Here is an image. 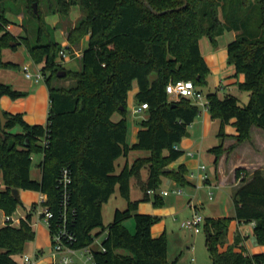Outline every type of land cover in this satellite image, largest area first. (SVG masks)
Masks as SVG:
<instances>
[{
    "label": "trees",
    "instance_id": "trees-1",
    "mask_svg": "<svg viewBox=\"0 0 264 264\" xmlns=\"http://www.w3.org/2000/svg\"><path fill=\"white\" fill-rule=\"evenodd\" d=\"M4 1L0 0V68L18 69L1 57L3 49H16L10 47L14 37L6 29ZM57 4L61 14H66L68 6H79L83 15L66 39L75 44L87 36V43L79 70L64 72L63 78L72 81L66 87L51 82L52 76L59 78L55 59L61 49L50 38L41 42L42 23L38 21L37 43L26 38L19 43L29 59L42 66L41 71L50 72L43 76L49 106L44 125H29L21 114L2 111L6 123L0 129V210L7 216L15 212L20 201L13 198L11 189L34 191L46 197L43 206L52 212L51 223H55L62 195L61 170L67 168V210L72 213L68 226L75 237L74 247L90 246L104 234L102 251L93 252L96 264H175L176 259L166 261L164 234L151 235L159 219L138 213L137 202L129 200V179L145 166V193L158 189L163 176L186 185L183 166L163 169L182 155L175 147L200 109L189 99H170L165 86L190 81L201 93L209 73L199 51L202 37L214 43L226 31L237 33L226 45L227 62L234 76H243L236 86L247 92L246 104L240 105L229 93L205 95L210 118L219 120V136H224L223 127L230 121L235 129V144L227 150L249 141L252 127L264 130V0H57ZM133 84L136 102L146 104L147 109L146 117L138 122L135 142L128 144L126 101ZM2 96L16 100L26 93L0 83ZM14 127L19 132H10ZM131 151H145L148 156L130 165L127 161L119 164ZM209 151L216 164L225 150L219 144ZM32 154L42 156L39 181L29 174ZM242 173V169L234 172L239 182L232 193L234 216L204 218L202 231L211 264H264V252L247 253L239 233L224 247L231 220L252 222L253 243L264 246V169ZM115 192L126 206L115 209L104 226L101 208ZM153 204L160 205L157 195ZM34 208L32 204L18 226L0 227V264H22L14 256L34 238L30 223ZM130 219L133 232L126 226Z\"/></svg>",
    "mask_w": 264,
    "mask_h": 264
},
{
    "label": "rangeland",
    "instance_id": "rangeland-1",
    "mask_svg": "<svg viewBox=\"0 0 264 264\" xmlns=\"http://www.w3.org/2000/svg\"><path fill=\"white\" fill-rule=\"evenodd\" d=\"M65 3H68L69 0H63ZM35 6V13L32 9V5ZM4 10L2 11L3 16L9 22L6 26V29L13 35L14 41L12 43H16L14 45L19 53L24 57V59L28 60L29 57L25 50L23 44H20L23 41V38H26L27 41L31 44L37 43L38 37V29L39 22L43 24V32L40 35L41 42L45 43L48 38L54 40L57 44H59V49L68 47L65 50V58L62 59L60 55H57L55 59V65L57 72L59 71H78L80 68L79 58L81 56L82 50L86 46L87 36L78 41L75 44H69L67 42V33L75 25L78 20L83 15L82 10L78 5H71L67 7L66 14H61L59 12V6L57 4V0H37L29 2L28 0H5L2 3ZM38 16V20H37ZM39 21V22H38ZM237 33L234 32H224L222 35L216 37L214 39V43H211L210 40L206 37H202L200 39V49L203 54L202 58L205 61L209 73L207 75L206 81L207 85L205 87H201L200 91L203 96L207 93H217L219 95H224L226 93L232 94L238 98L239 104H246L248 99V94L246 91H239L236 83L231 85H226L233 81L239 82L243 80V76L241 74L234 75L233 66L228 64L227 62V53H226V45L235 37L234 35ZM66 43V45H65ZM210 49L211 53H206L205 49ZM6 50L3 52L2 61L5 62L12 55L11 48H5ZM30 60V59H29ZM28 63V61H27ZM38 67L42 69L41 65H35L30 60V71L32 72L33 68ZM3 70H12V69H4ZM16 71V69H13ZM18 72V71H17ZM44 78L50 75L49 71H41ZM19 76L17 79H13V82L16 84H21V79L25 80L22 69L18 72ZM12 80V79H11ZM25 81L29 82L31 87L26 91L23 87H12L15 90L22 91L26 93V96L19 98L24 99V103L27 106L32 108V111L36 113V122H42L41 124H45L47 114H48V97H47V88L44 84V79L39 80L37 83H34L33 80L26 79ZM51 82L55 86L66 87L72 84V81L64 78H55L52 76ZM5 84V83H4ZM10 84V83H8ZM7 85V84H6ZM136 86L133 84L132 89L127 93V101H126V125H127V135L126 141L127 143H131V138L133 135V128L138 127V122L141 120L140 114H133L132 109L138 105L134 98V90ZM32 94V96H30ZM30 96V98H28ZM28 98V100H26ZM170 98V97H169ZM172 99V98H170ZM11 100V99H10ZM18 100V99H16ZM12 100V101H16ZM146 116V112L142 113ZM23 116V114L21 113ZM144 117V116H143ZM142 117V119H143ZM40 124V123H37ZM259 129V128H257ZM225 132L230 130H234V127L231 124V121L224 126ZM12 133L19 132L18 127H14L10 130ZM255 135V134H254ZM220 136H218V141L216 145L220 144ZM147 155L145 151H131L129 153V158L138 159L141 156ZM40 156L39 154H32V157ZM33 164H31V168L33 169ZM242 169V168H241ZM243 173L246 174L245 169H242ZM2 186L0 180V187ZM212 199L208 201V190H204L201 193V198L204 201L203 210L199 212V215L204 218V216H208L212 214L211 209H216V212H220L223 216L228 213L225 211V205L217 202V190H211ZM208 198V199H207ZM38 193L34 191L23 190L20 194L19 204H17L15 212L11 214L14 218H19L23 213H27L30 209L32 202L38 201ZM34 203V205L36 204ZM210 205L207 207L206 204ZM126 206V202L115 192L108 201L102 205L101 208V217L102 223L104 226H107L112 219V215L115 209H124ZM35 209V208H34ZM209 209V210H208ZM38 208L31 212L30 215V223L32 224L37 222L38 227L34 226V238L30 241H26L23 245V249L20 254L14 256V259L17 262L21 263L22 255H26L28 257H32L35 251L41 252L42 255L39 257L41 262L37 264H43V262L47 261L44 259L49 253V236L48 231L45 227V224L42 218H39L37 214ZM189 211L176 215L175 217L165 218V231L162 233L165 236L166 240V261L172 262L176 259L175 264H211L208 252L206 250L204 244V232L201 230L198 234H194L189 230L183 229L180 227V224L188 219L191 215H189ZM3 211L0 210V226L3 224ZM127 228L133 232V221L130 219L126 223ZM236 226V225H235ZM239 230L242 231L244 235H247L249 240L247 241L248 248L247 253H259L264 252L261 249H264V246L257 245L253 243L251 237V227L249 224H239ZM161 235V234H160ZM104 238V234L99 236L92 243L91 248L94 251H98L100 249V244L102 239ZM252 248H255L252 249ZM43 260V261H42Z\"/></svg>",
    "mask_w": 264,
    "mask_h": 264
},
{
    "label": "crops",
    "instance_id": "crops-1",
    "mask_svg": "<svg viewBox=\"0 0 264 264\" xmlns=\"http://www.w3.org/2000/svg\"><path fill=\"white\" fill-rule=\"evenodd\" d=\"M235 36L236 34L234 35V37ZM198 45L200 54L201 56H203L200 49V40L198 42ZM5 50L6 49H3L1 52L2 58L3 52ZM205 51L206 53H211L210 49L206 48ZM11 52L12 55H10L9 58L5 60V62H10L17 65L18 69H16V71L13 69H0V83H5L11 87L21 86L23 87V89H25L24 91H26V89L28 90L29 87H31V85L29 84V82L25 81V78V80L21 79V84L20 81L18 84H16V82H13V79L18 80V72L20 71V69H22L23 66H30V60L24 59V57L19 53L17 48L15 50H11ZM234 83L237 82L233 81L226 85L229 86ZM135 93L136 88L134 90V95ZM30 96H32V94H30ZM30 96H28V98H30ZM217 96L221 97L222 95L217 94ZM28 98L26 100H28ZM23 100L24 99H18L16 101H12L7 96H2L0 98V109L1 111H5L10 114L22 113L23 116H21L23 121L29 125H43L41 124L42 122H36L37 112H33L32 108L27 106ZM137 106L139 105H136V107ZM143 112L144 111L140 113L141 119L143 116V119L146 117L142 114ZM219 129V120L211 119L207 110L204 109H200L198 116L186 128V133L183 139L177 145V149L182 152V155L175 161L171 162L166 168L167 170H177L179 166H183L186 169V174L184 177L187 183L185 186H180L173 180L163 176L161 177V183L159 188L153 191L152 194H147L143 190L147 180V167H142L136 173V175L130 177L129 200L132 202H137L136 211L140 214H148L159 219L158 222L155 223L150 229L152 237H158L165 231V218L175 217L176 215L187 211H189V215H192L194 212H197L199 214V212L203 210L204 207V201L200 197L201 193H203L204 190L209 191L208 197L211 193V199V190H217L219 193L217 195L216 201L220 204H224L225 211H228V213L223 216L222 214H220V212H216V209L212 210V208V214L204 216V218H232L234 216V210L232 206V193L239 184L238 180L235 179V170L241 168L245 169L246 173L249 175L256 169H264V130L257 129L256 127H252L250 129L249 141L235 145L234 148L229 151L227 150V148L235 144V129L233 131L230 130L228 132H225L223 127L224 136L219 138L220 144L222 145V148L225 151L218 158L216 164H214V155L209 150L217 146L216 144L218 141ZM137 131L138 127L133 128L131 143L128 144H132L135 142ZM188 153H191V155H188ZM147 156L148 153L145 156H141V158H145ZM31 159L34 167L33 169H30V177L33 180L39 181L41 177V169L39 167V164L42 159V156H36V158L31 156ZM135 159L129 158L128 154L126 159H121L118 162L119 164H122L124 161H127L130 165ZM199 165L205 166L204 174H206L207 176V179L205 181H201L200 179L202 173L198 170ZM0 189H3V186H1ZM176 190L180 191V193L176 194L174 192ZM21 192L22 191L19 190V198ZM163 192H166L167 194L163 195ZM39 195L40 193H38V197ZM156 195L158 196V201L160 204L159 206H155L153 204V197ZM144 198L146 200H143ZM208 201H210V199H208ZM34 203L36 202H32V204ZM206 206L210 207L208 203L206 204ZM25 216V213H22L20 215V217ZM239 224L242 223H238L236 220H231L228 227V233L224 247L230 245L233 242L234 235L236 233H239L241 238L243 239V247L247 251V249H249L247 245V241L249 240V238L247 235H244L241 230H239ZM249 225L252 230V224L249 223ZM1 226H3V224ZM34 226L38 227V224L35 222ZM34 226H32V228H34ZM252 249L255 250V248ZM261 251H264V249H261ZM249 254H253V252ZM39 262H41V259L39 260ZM43 264H47V261L43 262Z\"/></svg>",
    "mask_w": 264,
    "mask_h": 264
},
{
    "label": "built area",
    "instance_id": "built-area-1",
    "mask_svg": "<svg viewBox=\"0 0 264 264\" xmlns=\"http://www.w3.org/2000/svg\"><path fill=\"white\" fill-rule=\"evenodd\" d=\"M67 48V46L62 48L58 53L62 59L66 57L65 50ZM32 70L33 71L31 72L30 66L22 67L25 79H32L34 83L43 79L40 68L35 67ZM165 93L168 97L172 98V100H177L179 98L189 99L191 103L199 107V109H207L208 102L205 96L197 91L190 81L179 80L169 82L165 86ZM145 109H147L146 104H140L132 109V113L134 115L140 114ZM188 155H191V153H188ZM198 170L202 173L200 176L201 181H205L207 179L206 174H204L205 166L199 165ZM59 182L62 185V195L55 223H51L53 217L52 212L47 206H43V203L46 201L44 195L40 194L39 199L35 204V209L38 208L37 214L39 218H42L49 235V253L45 257V259H47V264H96L93 258L94 250L91 248L92 244L82 248L74 247L75 237L68 226L72 213L67 210V200L69 197L67 185L70 182L69 171L67 168H62ZM174 192L176 194L180 193V191L177 190ZM146 193L152 194L153 191L148 190ZM166 194V192H163V195ZM209 199H211V193L209 194ZM24 219L25 217L14 218L12 216L4 215L2 220L3 225L8 224L10 226H18L20 221ZM203 221L204 219L197 212H194L188 219L180 224V227L189 230L194 234H198L202 230ZM250 224H252L253 227V223L251 222ZM34 225L35 223L32 224V226ZM99 250L102 251L101 247ZM20 257L22 264H36L40 260L39 257H41V253L36 251L32 257L26 255Z\"/></svg>",
    "mask_w": 264,
    "mask_h": 264
},
{
    "label": "water",
    "instance_id": "water-1",
    "mask_svg": "<svg viewBox=\"0 0 264 264\" xmlns=\"http://www.w3.org/2000/svg\"><path fill=\"white\" fill-rule=\"evenodd\" d=\"M146 6H147V4H145ZM184 6V5H183ZM32 9H33V11H34V13H35V6H34V4L32 5ZM154 14H157L156 12H153ZM14 45H16V43H10V47H12V46H14ZM64 75H65V73L63 72V71H59V72H57L56 73V76L57 77H59V78H63L64 77ZM5 123H6V119L4 118V116H3V113H2V111H1V109H0V129L1 130H3L4 129V125H5ZM187 135V134H186ZM165 171H167V169L165 168V169H163V172H165ZM10 193H11V195L13 196V198L15 199V200H18L19 199V190L18 189H11L10 190Z\"/></svg>",
    "mask_w": 264,
    "mask_h": 264
}]
</instances>
